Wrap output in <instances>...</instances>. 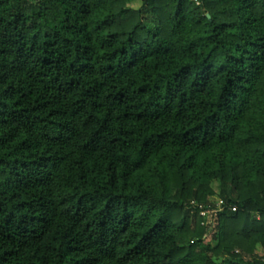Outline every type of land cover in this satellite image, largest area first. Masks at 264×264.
<instances>
[{"label":"trees","instance_id":"1","mask_svg":"<svg viewBox=\"0 0 264 264\" xmlns=\"http://www.w3.org/2000/svg\"><path fill=\"white\" fill-rule=\"evenodd\" d=\"M0 264H264V0H0Z\"/></svg>","mask_w":264,"mask_h":264},{"label":"rangeland","instance_id":"2","mask_svg":"<svg viewBox=\"0 0 264 264\" xmlns=\"http://www.w3.org/2000/svg\"><path fill=\"white\" fill-rule=\"evenodd\" d=\"M209 201L212 203V202H214L215 203V205H220L221 204V200H220V198L217 196V195H215V196H210L209 197ZM213 212H204V214L203 213H200L204 218H205V224H208V225H212V221L214 220V217H213V215H214V213L212 214ZM209 229V228H208ZM208 233V232H207ZM208 239V238H207ZM206 239V241H208Z\"/></svg>","mask_w":264,"mask_h":264},{"label":"built area","instance_id":"3","mask_svg":"<svg viewBox=\"0 0 264 264\" xmlns=\"http://www.w3.org/2000/svg\"><path fill=\"white\" fill-rule=\"evenodd\" d=\"M204 212H213V213H214V210H202V211H201V213H203V214H204ZM213 213H212V214H213Z\"/></svg>","mask_w":264,"mask_h":264}]
</instances>
